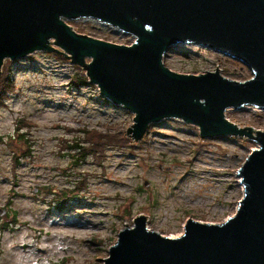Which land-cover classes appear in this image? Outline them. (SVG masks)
<instances>
[{
    "label": "rangeland",
    "instance_id": "374dc122",
    "mask_svg": "<svg viewBox=\"0 0 264 264\" xmlns=\"http://www.w3.org/2000/svg\"><path fill=\"white\" fill-rule=\"evenodd\" d=\"M67 22L112 43L135 40L93 18ZM163 62L182 74L218 67L233 80L252 76L242 63L190 43L171 46ZM77 67L85 72L47 51L2 67L0 89L8 86L0 94V264H104L119 231L140 215L148 229L177 237L190 218L221 224L236 213L243 196L238 172L256 142L202 138L197 126L175 118L150 124L134 140V114L90 82L76 86ZM226 117L264 131L263 110L229 109ZM91 131L103 134L98 152L89 148ZM75 137L89 153L81 160L76 151L78 162L65 142Z\"/></svg>",
    "mask_w": 264,
    "mask_h": 264
},
{
    "label": "water",
    "instance_id": "95a60500",
    "mask_svg": "<svg viewBox=\"0 0 264 264\" xmlns=\"http://www.w3.org/2000/svg\"><path fill=\"white\" fill-rule=\"evenodd\" d=\"M81 18L135 40L78 33L67 21ZM179 43L226 55L252 76L233 80L218 67L175 72L163 58ZM36 51L70 57L101 96L132 112L134 140L150 124L175 118L197 126L202 138L244 136L257 144L239 169L243 196L233 216L221 224L190 218L184 233L171 237L148 229L140 215L119 231L104 264H264V131L226 117L247 106L264 111V0H0V76L6 60Z\"/></svg>",
    "mask_w": 264,
    "mask_h": 264
},
{
    "label": "trees",
    "instance_id": "16d2710c",
    "mask_svg": "<svg viewBox=\"0 0 264 264\" xmlns=\"http://www.w3.org/2000/svg\"><path fill=\"white\" fill-rule=\"evenodd\" d=\"M78 70H79V73L77 74V78H76V86H79L80 84L84 85L86 83H89L88 78L86 76V73L83 72L81 68H78ZM7 86H8V82H6L2 85V88L0 89V94H2L7 89ZM17 132H18L17 134H19V130ZM93 132H95V131H91L88 133L87 141H89L91 143L89 148L95 150V152H98V146L100 144H102V142H101L102 139H100V136L102 137L103 134L100 133V136H99ZM111 137L114 138L113 140H115L113 142H119V140L116 139L117 138L116 136L113 135ZM65 142H66V148L68 149L67 152L72 157L70 159L73 162H78V159L76 158V151L80 152L79 158L81 160H84L89 155L88 152L84 151L88 147H82V141H80L76 137L73 139H70L68 141H65ZM129 142H131V140H129Z\"/></svg>",
    "mask_w": 264,
    "mask_h": 264
},
{
    "label": "bare ground",
    "instance_id": "6f19581e",
    "mask_svg": "<svg viewBox=\"0 0 264 264\" xmlns=\"http://www.w3.org/2000/svg\"><path fill=\"white\" fill-rule=\"evenodd\" d=\"M24 58V57H23ZM248 107V106H247ZM239 177V176H238ZM240 178V177H239ZM241 179V178H240ZM240 182H241V180H240ZM242 185V184H241ZM230 218V217H229ZM180 236V235H179ZM178 237V236H177Z\"/></svg>",
    "mask_w": 264,
    "mask_h": 264
}]
</instances>
